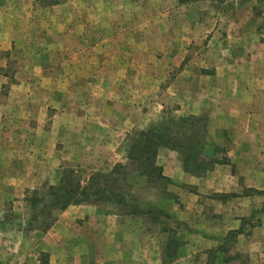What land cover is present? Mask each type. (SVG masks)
<instances>
[{"label":"rangeland","instance_id":"rangeland-1","mask_svg":"<svg viewBox=\"0 0 264 264\" xmlns=\"http://www.w3.org/2000/svg\"><path fill=\"white\" fill-rule=\"evenodd\" d=\"M58 1V5H42L33 0L29 6V2L18 4L0 0V22L12 29V43L15 42L10 49H0V66L5 60L9 61L6 68L0 67V74L6 73L8 76L5 82L0 76V240L5 243L11 237L7 236V232L21 236L18 230H23L27 241L24 254L29 262L36 264L39 253L40 264H49L50 254L42 251L45 248L43 237L55 224L60 212L52 211L49 216L48 209L35 211L25 201L28 191H47L50 185L59 182L67 169H74L76 175L84 180L96 173L110 174L116 171L112 177L124 179L121 192L127 195L126 203L91 199L77 204L80 209L86 208L91 212L83 219V212L79 211L80 219L105 221V216L113 214L140 218L145 220L150 229L161 228L166 232L167 239H171L170 243L175 244L179 240L173 231L179 232L175 227L178 221L166 214H171V205L182 208L186 205L191 221L198 220L199 224L209 225L215 221L230 226L234 220L241 223L227 234L223 229L222 234L226 236L221 238L216 247L207 250V257L203 260L205 264L208 261L214 264H264V162L245 160L234 167L228 164L240 153V147L235 146V142L229 143V132L221 133V130L214 129L213 107H207L205 114L196 113L199 105L189 98L205 84L202 79L199 80L204 74L200 66L210 65L208 60L213 51L208 46L209 41L215 28H225L218 13L227 10L233 0L172 4L174 11L168 19L160 22L161 25L169 26V21L182 26L188 20L186 14L195 10L204 18L206 29L190 44L186 63H180L182 51L177 64L168 66L159 64L160 61L154 57L161 53L160 45L172 37L170 34L142 32L134 35L123 31L119 35L116 31L117 26L129 29L135 25L129 11L131 1L125 0L127 9L123 13L120 5L117 7V4L111 3L106 7L105 0ZM255 9L258 7L255 6ZM148 13L142 12L140 25L152 26ZM157 15L160 13L157 12ZM258 17L261 21H258ZM255 18L259 28H263L261 16L255 14ZM219 36L221 33L217 31L215 39ZM173 37L180 42H187L183 36ZM119 38L125 43L132 42L134 38L140 42V52L122 51L125 63L121 59H112L113 55L119 53ZM261 38L264 40V36ZM7 42L4 43L3 39L2 45L10 46L9 39ZM134 54L139 57V66L133 64ZM206 70L212 72V69ZM108 74L123 78L124 83L120 84L119 80L105 83ZM105 84L107 100L124 95L131 103L136 101L138 111L126 115L123 125L128 126L129 130L120 136L128 159H120L115 164L107 159L105 150ZM122 88H125L124 94ZM191 115L202 116L201 120H189L190 130L187 134L195 136L201 133L206 138L207 145L201 158L206 160L207 167H210L209 161L213 156L224 160V163H215L212 169H204L203 174L186 171L197 177H205L214 168L225 165L226 171L221 172L220 185L212 179H204L206 183L202 185L191 184L181 190L164 174V169L163 174L167 178L145 175L150 170L146 162L147 153L143 156L145 164L129 157L133 145L144 142L145 138H141L140 132L159 127L171 130L173 120ZM113 119L117 118L111 115V124ZM134 120L139 126H133ZM83 127L85 134L80 139L87 142V146L77 151L80 142L78 137L84 133ZM174 129H177L176 126ZM165 133L170 138L177 136L179 139L185 135L182 132ZM161 148L175 151L184 161L185 154L181 150L159 146L155 160L162 168L158 161ZM141 171L145 174H141ZM230 173L240 178L241 182L244 181L241 174L247 173L256 185L250 189L253 191V207L234 218L229 207L232 206V199L236 201V192L233 191L236 180L228 176ZM137 203L146 211L144 214L126 213ZM154 212L162 214L153 218ZM51 223V227L43 231ZM90 230L89 237L95 242L103 240L100 229L92 225ZM238 230L239 233H230ZM97 259L94 258V264H99Z\"/></svg>","mask_w":264,"mask_h":264},{"label":"crops","instance_id":"crops-1","mask_svg":"<svg viewBox=\"0 0 264 264\" xmlns=\"http://www.w3.org/2000/svg\"><path fill=\"white\" fill-rule=\"evenodd\" d=\"M6 1H15L18 4L26 2L28 4L29 2V6L33 3V0ZM129 1H131L129 11L133 16L135 25L129 29L117 26L116 31L119 35L123 34V31L124 33L132 32L134 35H140L142 32L156 35L170 34L172 37L160 45L161 53L154 57L155 60L160 61L159 64L164 63L166 66L168 64L176 65L182 51L180 63L181 61L186 63L190 44L196 41L206 29L204 18L200 17L199 12H195V10L193 13L186 14L190 20L185 21L182 26L173 25L169 21V26L161 25L160 22L165 18L168 19L169 14L174 11L172 4L174 2L189 5L204 1L224 2V0ZM34 2L36 3V0ZM111 3L117 4V7L120 5L121 13L127 9L125 0H105L106 7ZM255 6L258 9H255ZM143 11L149 12L147 16L150 24L153 22L151 27L139 24L140 15ZM157 12L160 15H157ZM105 14L107 13L105 12ZM255 14L261 16L262 21H264V0H233L227 10L218 13L219 19L225 23V28L222 30H220L221 27L214 29L215 33L208 44L210 50L213 51V55L208 60L210 65L203 64L200 66L203 68L204 74H201L199 80L202 79L205 84L199 87L201 90L197 94L194 93L196 97L189 95V98L199 105L196 113L205 114L207 107H213L214 122L216 123L214 129L221 130L219 131L221 133L229 132V143L235 142V146L240 147V153L237 157L229 160L228 164L233 165V167L245 160L264 162V40L261 38L264 36V27L259 28L258 21L261 19L258 17L260 20L256 21ZM217 31L221 33V36L215 39ZM174 35L183 36L187 42H183L184 40L180 42L179 39L173 37ZM12 36V29H8L5 23L0 22V49L13 47L15 42L12 43ZM3 39L4 43H8L7 39H9L11 45H2ZM127 50L140 52L139 39L134 38L132 42L125 43L122 38H119L117 43V52L119 53L113 55L112 59L115 58L117 61L121 59L125 63L126 58L122 51L126 52ZM133 58L134 66H139L138 55L134 54ZM8 63L9 61L5 60L0 67L6 68ZM206 69H212V72H208ZM5 74H0L4 78V82L8 77ZM116 80H119L120 84L124 83L123 78L113 77V74L107 75L105 83ZM187 82L185 81V83ZM206 83L209 84L206 86ZM106 89L107 85L105 84V150L107 159L115 164L120 159L123 161L128 159L123 149V139L120 136L129 130L128 126L123 125L127 118L126 115L138 111L135 106L136 101L133 100L131 103L124 95L107 100ZM122 90L124 94L125 88ZM167 90L170 91L168 88ZM111 115L117 118L113 119L112 124L109 120ZM135 124L139 126L136 121L133 126ZM82 129L84 133L78 137L80 142L77 144V151H82L87 146V142L80 139L85 134V128ZM218 145L222 146L221 143ZM158 161L163 166L164 174L171 178L172 182L181 190L191 184L202 185L206 183L204 179L207 181L212 179L220 185L221 172L226 171L225 165H219L210 171L209 176H194L186 171L184 161L180 156L168 148L160 149ZM228 176L236 180L233 185L236 201L234 202L232 199L230 202L232 206L229 207L231 215H233L232 218H234V216L241 215L242 212H247L253 207V191L250 189L256 185L247 173L241 174V177H244L242 182L233 173ZM177 192L180 195L183 194ZM234 203H237L236 208ZM78 207L71 205L60 211L55 224L44 234L45 248L42 251H48L50 254L49 264H94L96 257H98L99 264H205L203 260L207 257V250L216 247L221 238L226 236L222 234L223 229L227 234L230 229H236L241 225L239 220H234L230 226L228 224L223 226L215 221L209 225L199 224L198 220L191 221L188 206L184 205L182 208L179 205H171V216L177 219L178 223H175V227L177 230L179 229V232L173 231L179 241H177L174 250L175 254L171 255L169 254L170 238L167 239L166 232L164 233L161 228L160 230L150 229L143 219L128 218L117 214L105 216V221L83 220L91 212L86 208L80 209ZM81 210L83 219H80L81 215L78 214ZM220 221L221 219L218 222ZM1 223L2 220L0 219ZM92 225L103 233L101 242H95L89 237ZM18 232L21 236L17 235V237L13 233L7 232V236L11 235V237H8L5 243L0 240V264H31L24 254V245L27 244L26 234L23 230H18ZM38 257L39 253L35 259L36 264H40Z\"/></svg>","mask_w":264,"mask_h":264},{"label":"trees","instance_id":"trees-1","mask_svg":"<svg viewBox=\"0 0 264 264\" xmlns=\"http://www.w3.org/2000/svg\"><path fill=\"white\" fill-rule=\"evenodd\" d=\"M42 5L47 4H56L59 3L58 0H36ZM201 120V116H189V117H180V119L173 120L171 122V130H167L164 127L151 128L146 131L140 132L141 138H145L144 142L133 145V151L130 152V158L135 159L140 164H145L147 162L148 167L150 168L149 174L140 172L145 175H156L160 178H167L163 174V168L157 164L155 158L157 155V149L159 146H166L173 149H178L184 152L185 154V169L187 171H196L200 174H203L204 169H212L215 163H224V160H219L215 156L210 158L209 161L210 167H207L206 160L201 158V154L204 151L206 144V138L201 133L195 136L188 135L190 130L189 120ZM194 122V121H193ZM176 126V130L174 127ZM174 132L184 133L183 138H177V136L171 138L165 132ZM197 131V130H196ZM193 137H195L193 139ZM202 137V138H201ZM181 140V141H180ZM135 150V151H134ZM145 150V151H144ZM148 154L146 157V162L143 160L144 154ZM214 155V153H213ZM144 161V162H143ZM116 174V171L111 172L110 174L96 173L92 175L89 179H82L80 176L76 175L74 169H67L64 171L63 176L56 185H50L47 191L39 193L37 190L28 191L25 196L26 203L35 209V211H44L48 209V214L51 215L52 211L60 212L65 210L71 205H77L83 202H88L91 199H96L98 201H110L117 202L121 204L126 203V194L121 192V183L124 180L120 177H112ZM132 196V195H130ZM146 211L139 207V204L132 206L130 210H127L128 214H144ZM160 212H154L153 218L157 215H161ZM167 217L173 218L171 214H166ZM37 218V217H36ZM35 218V219H36ZM51 224H48L43 231L49 229ZM166 228H164L165 230ZM231 234L239 233L238 231H231ZM229 238V237H228ZM171 241V239H170ZM177 242L175 244L169 243V254H173ZM175 254V252H174ZM212 255V254H211ZM170 256V255H169ZM212 259V257H211ZM207 264H214L213 261H208Z\"/></svg>","mask_w":264,"mask_h":264}]
</instances>
